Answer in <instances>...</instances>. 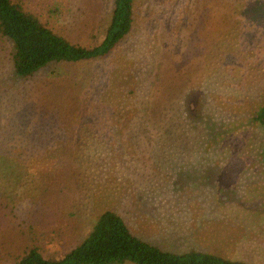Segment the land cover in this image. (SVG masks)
Wrapping results in <instances>:
<instances>
[{"label":"rangeland","instance_id":"rangeland-1","mask_svg":"<svg viewBox=\"0 0 264 264\" xmlns=\"http://www.w3.org/2000/svg\"><path fill=\"white\" fill-rule=\"evenodd\" d=\"M13 1L85 48L112 10ZM11 50L0 37V143L16 141L8 156L22 166L0 173V264L31 249L63 257L104 211L162 252L264 264V130L251 120L264 101V0H133L107 57L26 79ZM167 82L177 103L164 121L130 105L149 108Z\"/></svg>","mask_w":264,"mask_h":264},{"label":"trees","instance_id":"trees-1","mask_svg":"<svg viewBox=\"0 0 264 264\" xmlns=\"http://www.w3.org/2000/svg\"><path fill=\"white\" fill-rule=\"evenodd\" d=\"M132 3L133 0H112L111 14L101 41L93 47L85 48L74 45L53 32L35 15L25 11L19 3L13 0H0V37L11 44L10 60L14 76L26 79L52 64H76L104 59L130 32ZM171 85L175 86V83H162L164 87L161 88L160 95H150L151 100L147 103L149 108L141 105L135 98L130 105L141 108L147 114L152 112L150 115L160 119H156L157 122L164 121L170 109L166 106L177 103ZM162 92L168 95L163 96ZM3 119L0 114V120ZM251 120L264 130V101ZM210 126L209 132L213 133L212 130L216 127ZM157 129L160 131L159 136L164 138L167 131L163 133L158 126ZM169 132L173 137L172 131ZM15 142L0 143V173L1 170H7L10 175L14 168H17L16 166L22 167L19 161L14 162L8 156L10 147L14 146ZM21 180L17 177L15 182L19 183ZM128 262L132 264H245L203 252L191 251L184 254L162 252L130 234L124 221L112 211L99 214L83 241L73 249L71 248L63 257L45 259L37 250L31 249L14 264H122Z\"/></svg>","mask_w":264,"mask_h":264}]
</instances>
